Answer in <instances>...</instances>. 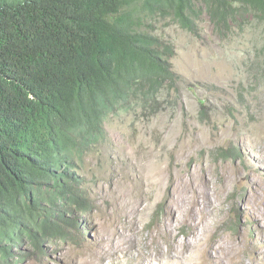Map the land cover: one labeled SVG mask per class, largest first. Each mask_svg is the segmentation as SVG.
<instances>
[{"label": "rangeland", "instance_id": "374dc122", "mask_svg": "<svg viewBox=\"0 0 264 264\" xmlns=\"http://www.w3.org/2000/svg\"><path fill=\"white\" fill-rule=\"evenodd\" d=\"M262 30L160 31L174 84L110 114L84 152L82 203L64 215L79 232L50 235L43 255L17 242L9 264H264Z\"/></svg>", "mask_w": 264, "mask_h": 264}, {"label": "trees", "instance_id": "16d2710c", "mask_svg": "<svg viewBox=\"0 0 264 264\" xmlns=\"http://www.w3.org/2000/svg\"><path fill=\"white\" fill-rule=\"evenodd\" d=\"M204 18L223 41L264 36V0H0V264L17 242L43 255L50 235L79 232L64 215L82 203L84 152L110 114L174 84L160 31L197 36Z\"/></svg>", "mask_w": 264, "mask_h": 264}, {"label": "bare ground", "instance_id": "6f19581e", "mask_svg": "<svg viewBox=\"0 0 264 264\" xmlns=\"http://www.w3.org/2000/svg\"><path fill=\"white\" fill-rule=\"evenodd\" d=\"M113 253V252H112Z\"/></svg>", "mask_w": 264, "mask_h": 264}]
</instances>
